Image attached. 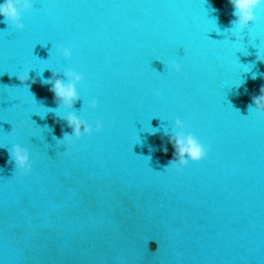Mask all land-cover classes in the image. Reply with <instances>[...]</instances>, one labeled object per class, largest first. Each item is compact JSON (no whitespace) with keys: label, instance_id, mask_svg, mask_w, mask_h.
<instances>
[{"label":"water","instance_id":"95a60500","mask_svg":"<svg viewBox=\"0 0 264 264\" xmlns=\"http://www.w3.org/2000/svg\"><path fill=\"white\" fill-rule=\"evenodd\" d=\"M232 12L228 0H36L22 30L0 22V264H264V115L249 110L264 14L236 41ZM68 68L84 76L71 109L42 82ZM48 108L102 130L66 155L53 137L72 129ZM175 118L210 145L180 171L165 170ZM13 144L29 151L25 177Z\"/></svg>","mask_w":264,"mask_h":264},{"label":"clouds","instance_id":"9594fccd","mask_svg":"<svg viewBox=\"0 0 264 264\" xmlns=\"http://www.w3.org/2000/svg\"><path fill=\"white\" fill-rule=\"evenodd\" d=\"M35 2L36 0H0V17L3 18L0 22L6 23L10 28L22 30L25 27L23 14L32 10ZM228 3L233 8L232 15L235 19L231 21V28L226 29L225 32L229 36L235 37L237 41L242 38L241 34L243 30L248 29L252 23L259 21L261 18L260 14H264V0H228ZM259 36H264V30L259 33ZM54 50L57 55L65 59H69L72 55L71 45L67 47L56 45ZM257 60L264 63V54H261L259 50L257 51ZM168 67L176 72H180L182 68L181 64L176 60H172ZM63 77V79L58 78L56 73L53 72L51 78L44 79L42 82L51 86L49 90L59 102V107L71 109L74 103L80 99L77 84L84 79V76L82 73L68 68L63 72ZM256 77L257 74H253L252 78L255 79ZM18 79L23 82L28 77L22 73ZM84 103L88 109L94 110L97 107L98 101L95 97H89L84 100ZM250 109H255L261 115H264V86H261L259 95L253 96ZM47 111L55 112L72 129L71 133L65 132L62 138L53 137L57 145L64 144L67 146L65 150L66 155L71 154V146L74 139L79 140L83 135L98 133L103 127L100 120L90 123L87 119L77 115L73 111H67L63 115H59L56 109L48 108ZM172 124L176 131L171 135H168L166 132L165 135H168V142L173 145L174 153L173 158L165 166V170L180 171L190 161L199 162L204 159L210 151V145L202 143L191 131L186 132L184 130V122L180 118H175ZM156 131L158 129L153 128L152 132L155 133ZM162 151L166 153L167 147H164ZM10 157L15 165L16 175L25 177L30 173L32 161L26 147L20 144H13L10 149ZM146 158L148 160L151 159V157Z\"/></svg>","mask_w":264,"mask_h":264}]
</instances>
